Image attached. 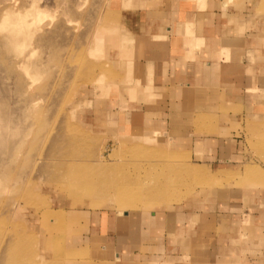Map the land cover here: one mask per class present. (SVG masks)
<instances>
[{"label":"rangeland","instance_id":"374dc122","mask_svg":"<svg viewBox=\"0 0 264 264\" xmlns=\"http://www.w3.org/2000/svg\"><path fill=\"white\" fill-rule=\"evenodd\" d=\"M142 1L0 0V264H104L95 256L103 243L87 239L89 216L102 212L176 209L190 216L188 228L197 238L206 232L208 213L237 203L251 215L244 238L261 225L254 210L264 211V203L247 196L264 192V85L255 82L264 64L262 0H188L196 15L184 24L188 33L178 32L185 6ZM149 11L173 30L155 42H162L154 46L158 52L184 50L193 35L201 42L192 52L202 57L223 26L238 27L230 34L238 48L203 56L220 71L197 90L194 121L185 125L194 137L187 141L171 140L172 124L161 122L172 108L169 95L152 88L144 100L127 89L139 86L138 60L149 67L143 85L154 86L158 78V58L141 56L143 37L133 20ZM221 61L234 64L231 74L221 70ZM96 79L102 88L93 85ZM134 113L154 122L140 130L144 137L135 135ZM137 180L150 192L143 197L156 203H119L118 183ZM122 196L130 201L136 194ZM175 236L168 233L171 244ZM176 245L182 264L202 262L186 256L183 242ZM152 254L142 247L138 260Z\"/></svg>","mask_w":264,"mask_h":264},{"label":"crops","instance_id":"0c3cea01","mask_svg":"<svg viewBox=\"0 0 264 264\" xmlns=\"http://www.w3.org/2000/svg\"><path fill=\"white\" fill-rule=\"evenodd\" d=\"M170 1L176 5L186 7L185 13L182 15L184 20H180L178 32H192L184 25L186 22H192L194 18H196V15L188 8V0ZM226 1L229 2L231 0ZM237 1L238 3H240V1L242 2V0H236V2ZM142 2H147V0H143ZM148 3H150V1ZM133 20L139 34L143 37V51L141 56L145 57V59L148 58L150 62L158 58V62L154 66V72L157 74L158 78L155 79L154 86H152V84H150V86L143 85V82H148V80H145L144 74L149 70V67L138 60V63H135V70L133 72L136 73L134 78L138 81L139 86L137 85V88H132V90H136V95H140V98L144 100L147 99V91L151 92L152 88H154L157 93L160 92V94L165 93L167 96L169 95V105L172 108L167 111L168 115L161 122L167 125L170 123L172 124V129L170 130L173 136L169 137L171 140L177 138L179 141H187L186 138L189 136L191 138L194 137L192 133L190 135L187 133L188 130H186L185 125L194 121L190 114L191 109L196 106V102L200 98L196 94L197 90L201 87L200 84L209 85L214 83V78L217 77L220 71L212 70V60H207V57L203 56L212 53L211 55H213V57L215 56V58H218V56H216L219 55L216 54L218 50H221L222 53V49L232 44L238 48L240 44L236 41L234 42L233 38L230 36L238 27L231 26L228 28L223 26L221 28L222 35L219 40L218 38L212 37L211 40H209L211 41L209 52L199 57L198 54H193L192 51H194V48L201 40H199L200 37L193 35H190L184 42V50L181 49L178 50V52L175 51V53L173 50L170 52V48H167L165 52L164 50H159V52L156 50L154 46L157 47V45H161L162 42L157 44H155V42L162 38V40H164L173 32L170 26L162 24L163 18L158 12L149 11L145 19H141V17L134 14ZM180 28L183 29L180 30ZM210 49L213 50L210 51ZM256 56L258 55L254 54V57ZM261 57L262 56H259L255 59H262ZM219 59H221L220 56ZM221 62L222 63L219 65L221 70L226 74H231V71L234 69V64L229 61ZM143 65H146V67ZM172 67H177V70H172ZM248 70H252V68L249 67ZM263 72L264 64L259 68V72H257V70L255 71V82H258L261 86L264 85ZM257 73H260V78ZM246 81L247 77H244L245 87ZM127 89L131 90V88ZM239 96L242 98L243 95L241 92ZM131 120L134 124H137L133 127L136 136L142 137L144 131L155 127L154 122L148 120L145 114L134 113ZM142 129L144 130L143 132L140 131ZM244 184L248 185L247 187H258V185H252L251 183ZM244 196H246V194H244ZM247 197H253L257 199V201L264 203V192L256 191L254 194H249ZM236 204L237 203H231L225 205L224 210L217 214L214 213L215 211L208 213V220L205 224L206 227L203 229V231L205 232L206 230V232L205 234L201 233L202 237L198 236L196 238L198 233L192 228H188V225L192 227L190 222L187 224L188 218L190 217L188 214H184L176 209L174 211L166 209L156 211V209H158V207H156L148 208L150 211L146 213L137 212L142 210L137 209L135 212H119L116 210V213L102 212L91 214L89 216V219L93 220L91 223L92 226L89 228L91 236H88L87 239L92 242L98 239L100 243H103L101 246L97 244L98 247L95 248V256L96 258L98 257L99 260H102L104 264H125L124 262L127 264H182L180 261L184 259V256L178 255V252L175 250L177 248L176 243L178 242H183L185 244L187 257H191L196 261H202L200 263L186 262V264H264V253L261 252V254H257L256 252L257 249L262 251L264 248L262 246L264 245V216L261 214L262 212L264 213V211L260 209L258 210L261 212L254 210L257 211L254 213L255 218L261 219L259 221L261 225L258 229H254V231L253 229L252 231L249 230L248 232L253 236L246 239L243 237V231L245 230L244 225L250 221L251 215L240 212L239 205ZM215 217L217 219H215ZM220 228L222 230H220ZM162 231H165L163 236L154 233H161ZM170 231L176 235L173 242L175 244H171L167 238L168 233H171ZM100 236H102L101 239ZM142 247L152 249L153 254L150 257L153 259L147 258L149 260L145 259L143 262L138 260L139 258L137 255ZM167 251L170 253L168 254ZM195 251L197 254H195ZM163 252H166L165 256ZM156 258H161L168 263L158 261Z\"/></svg>","mask_w":264,"mask_h":264},{"label":"bare ground","instance_id":"6f19581e","mask_svg":"<svg viewBox=\"0 0 264 264\" xmlns=\"http://www.w3.org/2000/svg\"><path fill=\"white\" fill-rule=\"evenodd\" d=\"M258 1H260V0H258ZM143 3V2H142ZM261 4V6L263 7V9H264V0H262L261 2H260ZM35 10H36V12H37V14H39L40 12L35 8ZM9 12V11H8ZM7 13V12H6ZM9 14L10 13H8L7 14V16H9ZM4 15H6V14H4ZM9 27V26H8ZM18 27V26H17ZM22 29V28H21ZM18 31V30H17ZM16 32V31H15ZM23 33V32H22ZM103 33V32H102ZM10 34H12V33H10ZM20 34V33H19ZM104 34V33H103ZM17 35V34H16ZM10 36H12V35H10ZM15 37V36H14ZM17 37V36H16ZM105 37V36H104ZM11 38H13V37H11ZM119 38V37H118ZM14 39V38H13ZM12 40V39H11ZM10 40V41H11ZM113 40V39H112ZM115 40V39H114ZM117 40V39H116ZM115 40V41H116ZM125 40V39H124ZM13 41V40H12ZM124 42H126V41H124ZM114 43V42H113ZM113 43H112V45H113ZM117 43V42H116ZM111 45V46H112ZM117 46V45H116ZM123 51V50H122ZM121 52V51H120ZM98 80L96 79L95 80V82L93 83V85L95 86V87H97V85H98V82H97ZM100 83V82H99ZM97 88H102V86L100 85L99 87H97ZM96 88V89H97ZM135 89V88H134ZM131 90H132V88H131ZM136 91V90H135ZM134 91V92H135ZM133 93V92H132ZM136 93V92H135ZM133 95H135V94H133ZM117 185V184H116ZM143 186H142V183H141V181H139V180H137V181H134L132 184H128V183H125V182H123V183H118V186H117V188H116V194H115V196L117 197V198H119L120 200H119V203L121 202L122 204L124 203V204H127L128 206H132V207H137V206H140V205H146V204H151V203H156V199H154L153 197H147V196H145V197H143L144 195H143V193H146V194H148V195H150V192H148V191H145L146 189H144V188H142ZM130 193H133V196H134V194H136V196L134 197V198H132V199H130V201H127V199L125 200V197H123L122 195H124V196H129L130 195ZM94 193H92V192H89L87 195H85L86 197L87 196H91V195H93ZM105 194V193H104ZM104 194L102 195V196H104ZM173 196H176V195H173ZM116 200V199H115ZM149 206V205H148Z\"/></svg>","mask_w":264,"mask_h":264}]
</instances>
